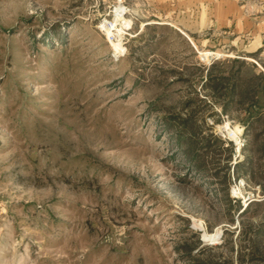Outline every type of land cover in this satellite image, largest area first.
<instances>
[{
    "label": "rangeland",
    "instance_id": "rangeland-1",
    "mask_svg": "<svg viewBox=\"0 0 264 264\" xmlns=\"http://www.w3.org/2000/svg\"><path fill=\"white\" fill-rule=\"evenodd\" d=\"M202 7L0 0V264H264V109L247 127L204 84L264 72V46L218 42Z\"/></svg>",
    "mask_w": 264,
    "mask_h": 264
},
{
    "label": "trees",
    "instance_id": "trees-1",
    "mask_svg": "<svg viewBox=\"0 0 264 264\" xmlns=\"http://www.w3.org/2000/svg\"><path fill=\"white\" fill-rule=\"evenodd\" d=\"M230 62V68H221V64ZM226 71V72H225ZM206 86L214 93H220L223 95L221 100V107L223 110L227 108L229 104L235 102L238 106H242L247 113L246 119L243 122L250 125L253 116H255L259 110L264 109V72H250L245 60L238 58L223 59L214 61L209 67L206 68L205 83ZM174 130L180 139L193 138L194 141L199 142L205 140L206 146L209 144L207 138L199 139L194 129L188 131L185 127L176 126ZM258 135L254 136V139ZM256 140V139H255ZM264 145V141L261 142L260 147ZM261 149V148H260ZM190 153H194L190 151ZM242 163L235 164L236 168H239ZM253 173L251 172V175ZM264 191V189H262ZM199 242H197L198 244ZM199 264H205L200 262ZM208 264H219L217 262Z\"/></svg>",
    "mask_w": 264,
    "mask_h": 264
},
{
    "label": "crops",
    "instance_id": "crops-1",
    "mask_svg": "<svg viewBox=\"0 0 264 264\" xmlns=\"http://www.w3.org/2000/svg\"><path fill=\"white\" fill-rule=\"evenodd\" d=\"M196 1L203 6L197 14L201 28L215 29L218 42L227 41L226 44H231L232 50L236 48L237 52L243 41V49L247 51L244 54L251 56L249 58H254L257 49L264 46V23L254 22L250 16L244 15L240 0H185L189 3ZM243 39H247L245 43Z\"/></svg>",
    "mask_w": 264,
    "mask_h": 264
},
{
    "label": "built area",
    "instance_id": "built-area-1",
    "mask_svg": "<svg viewBox=\"0 0 264 264\" xmlns=\"http://www.w3.org/2000/svg\"><path fill=\"white\" fill-rule=\"evenodd\" d=\"M206 57H211V58H216L218 57V54L214 53V52H210L209 54H206Z\"/></svg>",
    "mask_w": 264,
    "mask_h": 264
}]
</instances>
